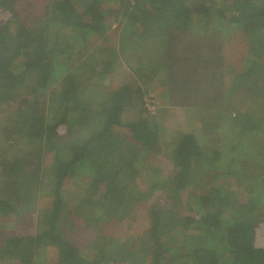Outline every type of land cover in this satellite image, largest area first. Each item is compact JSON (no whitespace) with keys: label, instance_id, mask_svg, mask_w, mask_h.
Returning a JSON list of instances; mask_svg holds the SVG:
<instances>
[{"label":"trees","instance_id":"trees-1","mask_svg":"<svg viewBox=\"0 0 264 264\" xmlns=\"http://www.w3.org/2000/svg\"><path fill=\"white\" fill-rule=\"evenodd\" d=\"M260 208L264 0H0V264H264Z\"/></svg>","mask_w":264,"mask_h":264},{"label":"rangeland","instance_id":"rangeland-1","mask_svg":"<svg viewBox=\"0 0 264 264\" xmlns=\"http://www.w3.org/2000/svg\"><path fill=\"white\" fill-rule=\"evenodd\" d=\"M126 70V74L124 75H121L120 77L116 78V79H113L112 81H114V87H117L119 86L120 84L122 83H125V82H130L131 80L134 79V77H132V72H130V70L127 68L125 69ZM153 93H155V91H153ZM20 94H22L20 91H19V94L15 96L14 102H21L24 98V96L21 98L18 97ZM159 109V107H158ZM164 111L168 112V113H165L164 115V118L166 119L165 121H163V125L165 126L167 123L168 125V137L170 135H172L173 132H188V131H191L192 129H194L197 125H198V122H197V115L192 113V112H189V111H184V110H179L178 108H174L173 106L172 107H169L166 109L165 107L163 108ZM174 110V111H173ZM172 111V112H171ZM6 113L8 115H14L15 113V104H12V105H7L6 106ZM59 139V138H58ZM167 142H169L170 139H165ZM169 149V146H166L164 147V151H168ZM50 162V161H48ZM70 183H68L66 186H67V189H69L70 187L68 186ZM71 185V184H70ZM160 193V192H158ZM149 199L151 198V196L148 197ZM44 201L42 200L41 203L38 201V203L36 204V207H34V215H28V217L26 216L25 219H24V223H23V218L22 217L23 215L22 214H25V213H21L20 214V219L19 221H17L16 219V227H14L13 225L11 226L10 222L11 220H7L6 222V225H7V229H4L2 230L1 232L4 233V234H10V235H14V232H16V228L18 227V230H19V226H22L23 227V231L24 232H28L30 229H32L34 227V229H36L35 226H38L39 224V220L41 219V215H42V212H43V209L42 208H45L44 206ZM263 217H264V211L262 210V208H260V210L255 214L254 216V220H263ZM133 220H136V222H134L135 224L134 225H137V226H142L143 222L142 220L145 218V213H138L137 215H133L132 216ZM17 222H20V224H18ZM126 224H131V220H127L126 222H124V227ZM9 225V227H8ZM110 225V224H108ZM117 228V227H116ZM99 230L102 231V234H108L112 237H114L116 235V231L114 230V228L112 227H106V228H103V227H99ZM94 232L93 233H96L98 230H96V228L93 230ZM86 238L87 239H90L89 237H91L92 235H89V234H85ZM76 240H77V237H76ZM83 241V239H82ZM81 241V243H82ZM79 242V241H78ZM77 242V243H78Z\"/></svg>","mask_w":264,"mask_h":264},{"label":"built area","instance_id":"built-area-1","mask_svg":"<svg viewBox=\"0 0 264 264\" xmlns=\"http://www.w3.org/2000/svg\"><path fill=\"white\" fill-rule=\"evenodd\" d=\"M150 98H151V97H150ZM147 108L151 109V108H152V106H151V105H150V106H148V105H147Z\"/></svg>","mask_w":264,"mask_h":264},{"label":"clouds","instance_id":"clouds-1","mask_svg":"<svg viewBox=\"0 0 264 264\" xmlns=\"http://www.w3.org/2000/svg\"><path fill=\"white\" fill-rule=\"evenodd\" d=\"M152 95H153V94H152ZM153 108H154V107L152 106V108H151V109H149V110H150V111H153Z\"/></svg>","mask_w":264,"mask_h":264}]
</instances>
